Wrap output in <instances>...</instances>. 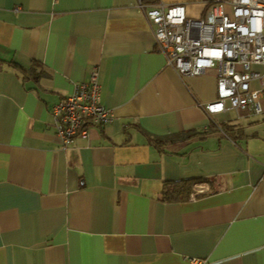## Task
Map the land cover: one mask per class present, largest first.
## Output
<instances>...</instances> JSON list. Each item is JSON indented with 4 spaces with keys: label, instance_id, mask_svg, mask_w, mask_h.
Segmentation results:
<instances>
[{
    "label": "crops",
    "instance_id": "obj_1",
    "mask_svg": "<svg viewBox=\"0 0 264 264\" xmlns=\"http://www.w3.org/2000/svg\"><path fill=\"white\" fill-rule=\"evenodd\" d=\"M155 2L198 19L211 0H0V264H264V96L259 114L206 112L217 70L167 64ZM93 69L114 118L63 147L51 106Z\"/></svg>",
    "mask_w": 264,
    "mask_h": 264
},
{
    "label": "built area",
    "instance_id": "obj_2",
    "mask_svg": "<svg viewBox=\"0 0 264 264\" xmlns=\"http://www.w3.org/2000/svg\"><path fill=\"white\" fill-rule=\"evenodd\" d=\"M138 6L143 5L139 2ZM145 16L168 65L185 81L215 67L216 97L204 103L208 113L225 108L259 114L264 96V0H211L203 17H186L183 4L155 2ZM258 66V68H256ZM257 81L256 87L252 82ZM51 125L66 146L83 136L89 126L113 120L100 102V85L93 69L72 93L52 104ZM188 264H207L187 257Z\"/></svg>",
    "mask_w": 264,
    "mask_h": 264
},
{
    "label": "trees",
    "instance_id": "obj_3",
    "mask_svg": "<svg viewBox=\"0 0 264 264\" xmlns=\"http://www.w3.org/2000/svg\"><path fill=\"white\" fill-rule=\"evenodd\" d=\"M10 64L16 68H18L28 79H36L39 74L40 70H35L36 67H40L39 64H31L29 66L13 62L11 61ZM222 129V128H221ZM227 130V129H222ZM185 133H180L176 135V137H183ZM149 143L154 144L158 147L169 143V141H173L174 138H158L151 135L147 137ZM194 182V179H183V180H176V181H165L163 183V191H162V199L164 201H173V200H181L188 197L189 193L191 192V186Z\"/></svg>",
    "mask_w": 264,
    "mask_h": 264
}]
</instances>
